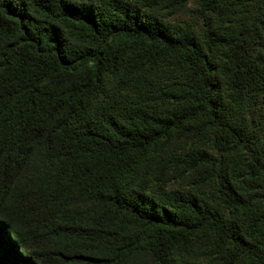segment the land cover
<instances>
[{
  "label": "trees",
  "instance_id": "trees-1",
  "mask_svg": "<svg viewBox=\"0 0 264 264\" xmlns=\"http://www.w3.org/2000/svg\"><path fill=\"white\" fill-rule=\"evenodd\" d=\"M0 264H264V0H0Z\"/></svg>",
  "mask_w": 264,
  "mask_h": 264
},
{
  "label": "rangeland",
  "instance_id": "rangeland-1",
  "mask_svg": "<svg viewBox=\"0 0 264 264\" xmlns=\"http://www.w3.org/2000/svg\"><path fill=\"white\" fill-rule=\"evenodd\" d=\"M175 22L178 21H184V22H189L191 23L193 26H195L196 24V20L192 17V15L188 12L185 13H180L178 14L175 18H174Z\"/></svg>",
  "mask_w": 264,
  "mask_h": 264
}]
</instances>
